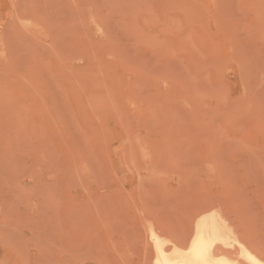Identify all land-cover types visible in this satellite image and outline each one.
<instances>
[{
    "label": "rangeland",
    "instance_id": "374dc122",
    "mask_svg": "<svg viewBox=\"0 0 264 264\" xmlns=\"http://www.w3.org/2000/svg\"><path fill=\"white\" fill-rule=\"evenodd\" d=\"M212 205L264 256V0H0V264H153Z\"/></svg>",
    "mask_w": 264,
    "mask_h": 264
},
{
    "label": "bare ground",
    "instance_id": "6f19581e",
    "mask_svg": "<svg viewBox=\"0 0 264 264\" xmlns=\"http://www.w3.org/2000/svg\"><path fill=\"white\" fill-rule=\"evenodd\" d=\"M217 209L212 205L196 211L184 242L150 224L148 238L153 264H264L262 253L238 233L236 224L232 222L234 227L229 222L224 211Z\"/></svg>",
    "mask_w": 264,
    "mask_h": 264
}]
</instances>
